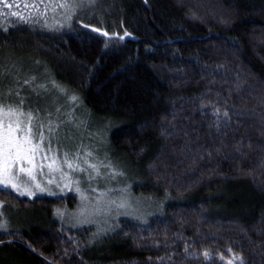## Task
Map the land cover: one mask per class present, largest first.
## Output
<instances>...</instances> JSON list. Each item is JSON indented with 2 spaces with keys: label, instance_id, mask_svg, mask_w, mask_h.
<instances>
[{
  "label": "trees",
  "instance_id": "16d2710c",
  "mask_svg": "<svg viewBox=\"0 0 264 264\" xmlns=\"http://www.w3.org/2000/svg\"><path fill=\"white\" fill-rule=\"evenodd\" d=\"M36 81L153 209L94 243L53 218L73 200L0 187V264H264V0H0V86Z\"/></svg>",
  "mask_w": 264,
  "mask_h": 264
},
{
  "label": "rangeland",
  "instance_id": "374dc122",
  "mask_svg": "<svg viewBox=\"0 0 264 264\" xmlns=\"http://www.w3.org/2000/svg\"><path fill=\"white\" fill-rule=\"evenodd\" d=\"M0 109V136L19 124L14 137L22 146V159L12 162L10 182L0 183L1 188L30 200H73L72 208L54 209L53 218L72 230L92 228L94 243L111 228L112 220L126 217L137 222L142 211L153 209L150 200L133 193V172L114 156L105 126L85 114L78 97L39 81L0 86ZM4 208L0 202L3 227L11 218Z\"/></svg>",
  "mask_w": 264,
  "mask_h": 264
},
{
  "label": "snow or ice",
  "instance_id": "6c2138e0",
  "mask_svg": "<svg viewBox=\"0 0 264 264\" xmlns=\"http://www.w3.org/2000/svg\"><path fill=\"white\" fill-rule=\"evenodd\" d=\"M6 7L8 5H5ZM95 31V29H93ZM2 110V109H0ZM9 112H15V109H9ZM7 114V113H6ZM32 116L29 114V120L31 121ZM19 130V124H17L16 128H12L9 126L4 131L6 132V135L0 136V158H2V168H0V171H2V174L4 176L3 180H0V183H3L5 186L8 185L10 182L8 179L9 173L11 171V166L13 161H19L22 159L20 156V151L22 146L15 140L14 133H16ZM29 140L31 139V128H29ZM21 172H24L25 169L21 168ZM16 185L13 184V187Z\"/></svg>",
  "mask_w": 264,
  "mask_h": 264
}]
</instances>
